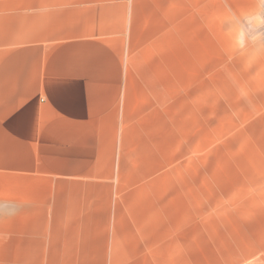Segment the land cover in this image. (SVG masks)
I'll use <instances>...</instances> for the list:
<instances>
[{
    "label": "crops",
    "instance_id": "obj_1",
    "mask_svg": "<svg viewBox=\"0 0 264 264\" xmlns=\"http://www.w3.org/2000/svg\"><path fill=\"white\" fill-rule=\"evenodd\" d=\"M197 12L210 0H0V201L19 205L0 237L14 253L107 237L94 252L109 263L264 264V230L241 215L216 217L199 261L181 256L179 138L162 110Z\"/></svg>",
    "mask_w": 264,
    "mask_h": 264
},
{
    "label": "rangeland",
    "instance_id": "obj_2",
    "mask_svg": "<svg viewBox=\"0 0 264 264\" xmlns=\"http://www.w3.org/2000/svg\"><path fill=\"white\" fill-rule=\"evenodd\" d=\"M254 6L255 0H210L205 21L197 12L187 55L194 59L181 68L173 107L165 102L162 110L165 135L173 125L179 138L181 256L194 253L197 261L218 216H245L246 228L264 230V51L241 54L226 28L232 14ZM97 240L104 250L107 237L69 238L65 253L23 254L13 252L11 237H0V264H115L119 255L109 263V254L94 252Z\"/></svg>",
    "mask_w": 264,
    "mask_h": 264
},
{
    "label": "clouds",
    "instance_id": "obj_3",
    "mask_svg": "<svg viewBox=\"0 0 264 264\" xmlns=\"http://www.w3.org/2000/svg\"><path fill=\"white\" fill-rule=\"evenodd\" d=\"M227 32L241 54L264 51V0H255V6L240 15L232 14L226 23ZM242 40V43L240 42ZM19 205L0 201V217H13Z\"/></svg>",
    "mask_w": 264,
    "mask_h": 264
}]
</instances>
